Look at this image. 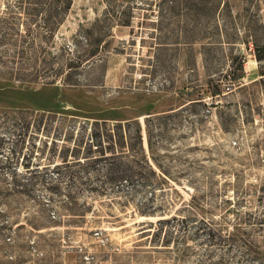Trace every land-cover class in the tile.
I'll return each instance as SVG.
<instances>
[{
	"label": "rangeland",
	"instance_id": "1",
	"mask_svg": "<svg viewBox=\"0 0 264 264\" xmlns=\"http://www.w3.org/2000/svg\"><path fill=\"white\" fill-rule=\"evenodd\" d=\"M252 37L264 0H0V264H264Z\"/></svg>",
	"mask_w": 264,
	"mask_h": 264
},
{
	"label": "trees",
	"instance_id": "2",
	"mask_svg": "<svg viewBox=\"0 0 264 264\" xmlns=\"http://www.w3.org/2000/svg\"><path fill=\"white\" fill-rule=\"evenodd\" d=\"M16 42L17 41H15V43L13 45H15ZM251 43H252V45L254 47V55H255L256 59L258 61H261L262 59H264V38L262 39L261 45H259L256 37H252ZM44 56H45V54H44ZM27 60H28L27 53L23 49H20V50L14 49L11 52H7V51L0 52V67L3 70L5 69V65L6 64H10V65H23V64H25L27 62ZM242 63H243L242 62V59H240V61H238V70L239 71H242V69H243ZM66 67L70 69L71 68V65L69 63H66ZM9 68H11L13 70L14 67H8V69ZM2 74H4V73L3 72H0V76H2ZM21 76H23V75H21ZM261 76H264V73L261 74ZM15 78L17 80H22V81L24 80V79H22L20 77H15ZM35 78L37 79L38 77H34L33 80H35ZM116 128L117 129H120L121 126H117ZM134 134H135V136H134V142L137 143L138 149L141 150V151H143V147H142V134H141V129H140L139 126H136V128H134ZM117 136L119 138L118 140L112 139L111 138V135L109 137L110 143H112V146H114V147H116V146L117 147L118 146L120 147L122 145V143H123V140H120L122 138V135L121 134H117ZM99 144L100 143L97 142L96 145H99ZM148 147L151 148V141H150V139H148ZM100 158L101 157L95 158V159H100ZM153 160H154V158H153ZM145 163H146L147 167L150 168V164H149V162L147 160H145ZM57 167L58 166L56 164L53 166V168H57ZM112 169L113 168H111V170ZM109 173L111 175V172H109ZM110 179H111V181H114L115 176L111 177ZM56 185H58V184H56ZM53 188H54V186H48V189L49 190L50 189H53Z\"/></svg>",
	"mask_w": 264,
	"mask_h": 264
}]
</instances>
